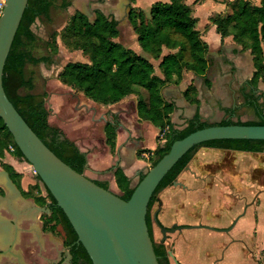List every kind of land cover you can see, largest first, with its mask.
<instances>
[{"label": "trees", "instance_id": "16d2710c", "mask_svg": "<svg viewBox=\"0 0 264 264\" xmlns=\"http://www.w3.org/2000/svg\"><path fill=\"white\" fill-rule=\"evenodd\" d=\"M56 3H59L62 10L70 6L68 0H28L5 62L2 85L7 98L32 131L54 155L76 172L84 173L87 163L85 153H82L61 129L50 125L49 110L45 106L44 98L33 93L34 79L26 73L27 66H47L53 63V57L58 52L57 37L61 38L67 48L80 51L87 57L86 62H68L63 66L57 75L62 85L102 106L117 104L131 95L135 87L146 90L147 98H138L137 101L139 119L151 122L159 129L160 134H165L163 145L157 146L153 151L139 152V156L145 151L151 153V167L168 153L174 141L196 130L213 125H264V104L260 102L261 95L257 93V84L264 79V0H261L259 5L247 0H233L228 4L229 13L217 14L210 18L221 40L231 37L234 44L249 51L252 56L253 75L240 87L239 92L243 105L253 111L256 120H231L233 113L225 109L227 117L218 123L209 124L202 120L197 107L182 129L175 128L171 123L170 113L174 106L163 99L161 90L171 84L179 85L188 72L204 78L208 85L205 75L209 68V47L197 29V19L189 5L183 0H167L154 2L147 12L138 7H130L127 20L144 54L136 53L118 43V22L100 10H95L92 20L81 11H75L61 32L51 35V44L47 43V47L50 46L49 52L35 56L33 50L39 39L31 27L36 21L50 22L51 10ZM197 95L193 84L183 92L185 100L190 104H198ZM103 129L105 142L110 152L114 153L116 123L107 122ZM9 145L14 147L11 155L24 160L0 119V159L8 153ZM201 147L261 153L264 151V140H214L201 143L184 154L164 176L150 198L146 213V223L158 264H170V260L163 244L154 242L152 237L153 203L158 193L173 183ZM1 168L19 182L20 175L10 165L1 162ZM143 176L144 174L140 179ZM114 177L119 189L117 195L125 201L128 200L134 188H129V180L119 167L115 169ZM37 179L40 182L38 177ZM95 183L108 189L106 183ZM34 187L36 189L39 186ZM49 196L55 202L50 193ZM40 199L36 198L38 201ZM53 220L64 230L63 240L70 248L72 264H92L84 247L76 243L77 235L59 207L49 221ZM54 228L55 226H51L48 231L53 233Z\"/></svg>", "mask_w": 264, "mask_h": 264}, {"label": "crops", "instance_id": "0c3cea01", "mask_svg": "<svg viewBox=\"0 0 264 264\" xmlns=\"http://www.w3.org/2000/svg\"><path fill=\"white\" fill-rule=\"evenodd\" d=\"M232 1L193 0V4H196L193 5L194 9L189 7L192 11L198 10L202 14L215 16L226 14L229 10L228 4ZM247 1L259 5L261 0ZM206 3L207 5L202 7ZM130 6L136 7L133 4ZM130 6L125 11L126 16ZM104 15L114 18L112 15ZM213 15L209 17V21ZM198 31L209 47L207 55L209 68L205 75L208 85L204 78L188 72L179 85L171 84L161 90L163 99L174 106L170 113V121L177 129L185 126V121L194 115L197 107L201 118L210 116L219 118V99L225 100V98H220L217 94L223 95L225 89L228 93L235 89L240 96V87L251 79L254 72L249 51L242 50L240 46L234 44L231 37L221 40L211 22L203 30L198 29ZM131 46L133 51L139 53L134 44ZM225 64H228V69L225 68ZM212 71H215L211 75L213 79L210 77ZM191 83L198 92L197 105L188 103L183 96V92ZM225 83L226 88L216 90L217 85L225 87ZM52 84L49 123L61 129L66 137L85 153L87 161L85 176L94 182L106 183L109 190L119 192L114 177V171L119 167L129 180V188L133 189L148 167V163L143 158L151 154L145 151L139 156V152L153 151L165 142L164 138L159 140L161 134L157 127L147 120L139 119L138 98L147 97L138 95L134 99L130 98L142 88L135 87L133 94L117 104L106 107L91 102L71 88L59 85L56 80ZM202 85L206 88H202ZM257 93L261 95L260 102L264 104V79L258 82ZM214 106L217 110L216 115L211 113ZM221 109L224 112L225 109L230 108L225 104ZM107 122L116 123L114 153L110 152L105 142L103 128ZM210 153H212L210 149H199L195 158L202 163V166L189 163V170L184 169L178 176V184L167 186L159 192L158 200L151 209L153 240L163 244L164 248L171 252L172 258L168 255L170 264H264V214H262L264 193L259 196V201H253V193L249 190L235 192L232 197L229 190L224 189V197H221L219 185L216 183L209 185L206 182L213 176H209L208 172L211 170L203 166L216 160L214 157L210 158ZM219 158L229 159V154L227 152L220 154ZM239 158L235 159L237 175L245 173L248 168L242 165ZM22 160L8 152L3 159H0V170L1 162L10 165L20 175V186L27 189L29 183L34 181L29 179L28 173H31V170L27 169ZM252 166L251 163V168ZM225 171V169L221 170L217 176L225 175ZM27 179H29L28 183ZM5 194L4 191L0 196ZM26 204L27 201L22 199H14L10 204L0 200V264H15L16 259L22 264H43L35 257L38 246L43 249L45 243L44 236L39 232V226L31 222L36 229L35 244L23 243L24 245L19 246L21 239L22 241L24 238L27 239L23 233L28 232L29 218L10 217V214L20 216ZM10 221L14 223L11 224ZM162 228L166 230L164 234ZM47 241L59 245L55 238L49 237Z\"/></svg>", "mask_w": 264, "mask_h": 264}, {"label": "water", "instance_id": "95a60500", "mask_svg": "<svg viewBox=\"0 0 264 264\" xmlns=\"http://www.w3.org/2000/svg\"><path fill=\"white\" fill-rule=\"evenodd\" d=\"M28 0H6L0 14V119L32 172L54 198L92 264H158L146 213L156 187L191 148L214 140H264V125H213L174 141L148 169L128 200L72 169L46 147L7 98L3 70ZM0 200L23 199L7 171L0 170ZM37 211H43L37 208ZM13 224V221H10ZM165 233V229H161ZM168 255L172 258L171 252ZM68 258L71 256L68 254Z\"/></svg>", "mask_w": 264, "mask_h": 264}, {"label": "rangeland", "instance_id": "374dc122", "mask_svg": "<svg viewBox=\"0 0 264 264\" xmlns=\"http://www.w3.org/2000/svg\"><path fill=\"white\" fill-rule=\"evenodd\" d=\"M70 2V6L65 9L62 10L59 7V3L55 4V7L51 10V21L50 22H42V21H36L34 23V25H32L31 29L32 31L35 33V35L38 37L39 41L37 42L33 53L35 56H41V55H46L49 52V47H47V43L48 45L51 44V35L57 33L59 34L61 32V30L66 26V24L68 23L70 17L72 16V14L75 11H81L84 14H86L88 16L89 19H94L95 14L94 11L96 9L100 10L101 12H103L104 14H108V15H112L114 18H116L117 22H118V29H119V36L116 39V41L118 43H120L122 46L126 47V48H130L132 50H134L132 48L131 45L134 44V47L137 49V51L141 54H144L142 49L140 48L137 40H136V36L134 34V32L132 31L128 20H127V16L125 14V11L128 10V7L130 5H134L136 7H138L139 9H142L143 11L147 12L149 9V6L151 4H153V2H155L156 0H134L133 3H131L130 0H68ZM185 2V4L191 6L192 9H194V6L196 4H193V0H183ZM194 5V6H193ZM207 5L204 4L202 5V7H205ZM132 7V6H130ZM230 12V8L227 11V13ZM193 16H195L197 18L198 21V28L197 29H204L205 26L210 23L209 21V17L212 15H207V14H202L200 11L198 10H193L192 11ZM223 14V13H221ZM214 16V15H213ZM210 39V38H208ZM133 41V43H132ZM56 45L58 48V52L57 54L53 57V63L50 65H44V64H40L39 66L36 67H32V66H27L26 67V73L28 76L33 77L34 79V83H35V89L33 91V93L37 96V97H42L44 98V101L46 103V108L51 111V105L50 104V100L52 99V83L54 82V80L57 81V83L61 86L62 85L58 79H57V75L60 72V70L63 68V66L68 63V62H86L87 61V57L84 56L80 51L77 50H72L66 47V45L64 44V42L61 40L60 37H57L56 39ZM156 66V63H154ZM225 68L228 69V64H225ZM215 71H212L210 73V77L213 79V77L211 75H213ZM186 78V76L184 77V79ZM192 84V83H191ZM223 86V85H221ZM220 84L217 85L216 90L224 89L226 88V83H225V87H221ZM66 88H69L67 86H64ZM136 88H140V87H136ZM202 88H206L204 85H202ZM210 88V87H209ZM144 90V91H143ZM215 90V88H214ZM135 91H133L134 93ZM132 93V94H133ZM137 93V94H136ZM133 96H130V98H136V96H142V97H147V92L145 89L142 88V90H139V92H135ZM220 98H225V100L223 99H219V118L216 117H206L203 118L202 120L209 123V124H214V123H218L220 122L222 119H224L225 117V113L222 111L221 106L223 105H227L229 106V110H231V112L233 113V116H230L231 120H239V121H254L256 120L255 115L253 113V111L247 107H245L243 105V100L241 98V96L237 95V92L235 91V89H232V92H223V95L217 94ZM207 98H210L207 96ZM142 99V98H141ZM107 107V106H106ZM49 111V117H48V121L51 117V113ZM216 106H214L213 108V112L212 115H216ZM108 114H110V110L108 109ZM214 120V121H213ZM182 129V128H180ZM161 138L165 139V134H161V136L159 137V140ZM212 153L210 158L213 157H219L220 156V152L219 151H215V150H211ZM240 157H247L248 153H241L239 154ZM153 156L150 154H147V158H143L145 159V161L148 163V167L147 170L151 168V161H152ZM229 162L233 161L232 158H229ZM243 160V159H242ZM246 162L250 161L253 166L257 165L258 163H260L263 167H264V152L260 155H251L250 157H247L246 159H244ZM21 162H23V164L27 167V169L30 171L31 173L29 174V179L31 178L33 181H36L35 176L32 173V168L29 164H27L24 160H22ZM146 170V171H147ZM28 171V172H29ZM145 171V172H146ZM144 172V173H145ZM29 179L26 180V182L28 183ZM252 180L253 182H256L258 184H262L263 188H253V201L254 200H260L258 198L257 193H259V190H264V170H258V171H254L253 172V176H252ZM237 184V183H236ZM112 192L118 194L119 192L117 190H111ZM262 214H264V207L262 210ZM58 233L55 235L57 237H62V231L61 229H57Z\"/></svg>", "mask_w": 264, "mask_h": 264}, {"label": "flooded vegetation", "instance_id": "af4514ba", "mask_svg": "<svg viewBox=\"0 0 264 264\" xmlns=\"http://www.w3.org/2000/svg\"><path fill=\"white\" fill-rule=\"evenodd\" d=\"M201 148L219 151L220 154H226V152H227L229 154V158L233 159V161L229 162L230 159H228V158L223 160L224 156L221 160L219 157H214V158H216L215 162L207 163L203 166L204 168H209L211 170L208 172L209 176H213V178L210 177L209 179L206 180L207 184L210 185V184L216 183V185H219V190H220L219 194L221 195V197H224V195H223L224 189H226L225 191L229 190L228 192H230L231 196L233 197L235 192L237 193V192H242L244 190H246V191L249 190V191H251V193H253V191H254L253 188H256V187H258V188L262 187L263 188L262 184H258L256 182H253L252 176H253L254 171L264 170V167L260 163H258L257 165H254L251 168V162L250 161L246 162L244 159H246L247 157H250L251 155H254V154L260 155L264 151L261 153H250V152H243V151H238V150H234V149H215V148H207V147H201ZM201 148H199V149H201ZM241 153H248L251 155H248L247 157L244 158V157H240L239 154H241ZM195 154L189 163L190 164L191 163L192 164H198V166H202V163H200L199 160L195 158ZM234 157H236V158L240 157L239 159H241L242 165L244 164V165L248 166L247 171L245 173L240 174V175L235 174V170H236L237 165L235 164L236 158H234ZM188 166H189V164H188ZM188 166L185 169L189 170ZM224 169L226 170L225 175L218 177L217 174L221 170H224ZM178 176H177V178H178ZM35 178H36V181H34L31 184L29 183L27 189H23L20 186L18 181L11 178L12 182L16 185L17 189L20 191V194L23 197V199L26 200L28 203V204H26V208L24 209V211L22 209L20 216L15 215V214H10V217H12V218H19V217L29 218L28 229H27L28 232L23 233L27 236V239L24 238L23 241L21 239V243H19V246H22L25 243L35 244L36 239H37L36 234H35L36 229H35V226L31 225V224H33L31 222H34V223H36V225L39 226V232L41 235L44 236V239H45L43 249L39 248V246H38L37 250L35 251V257L40 259L43 262V264H72V255L70 253V248L64 244V240H63V236H64L63 228L61 227V225H56L55 220L49 221L51 219V217L53 216V213L57 209L56 202H54L50 198L48 190L42 185L41 182L38 181L37 176H35ZM177 178L170 185L178 184ZM35 185H38L39 187L35 189V187H34ZM170 185H168V186H170ZM227 188H229V189H227ZM262 193H264V190H262V189L259 190V193H257L258 198H260L259 196H261ZM0 194H2V195L4 194V190L2 188H0ZM231 196L229 198L232 199ZM37 197H40L41 199H43V201L41 199L39 201L36 200ZM157 200H158V195L156 196V200L154 201V203L157 202ZM256 200H254V201H256ZM154 203H153V205H154ZM37 208H42L43 211H37L36 210ZM151 219L153 220V216L151 217ZM51 226H55V228H54L55 231L53 233L48 231L51 228ZM59 228L62 231V235H63L62 237L55 236L58 233L57 229H59ZM49 237L55 238L56 240H58L59 245H56L52 242H48L47 239ZM47 246H48V248H47ZM68 254L71 256L70 259L68 258ZM15 264H22V263L16 259Z\"/></svg>", "mask_w": 264, "mask_h": 264}, {"label": "built area", "instance_id": "2783aa9c", "mask_svg": "<svg viewBox=\"0 0 264 264\" xmlns=\"http://www.w3.org/2000/svg\"><path fill=\"white\" fill-rule=\"evenodd\" d=\"M5 2H6V0H0V14H1V12H2V10H3V7H4V5H5ZM167 130V129H166ZM165 130V131H166ZM14 151V147L12 146V145H9L8 146V152L9 153H12Z\"/></svg>", "mask_w": 264, "mask_h": 264}]
</instances>
